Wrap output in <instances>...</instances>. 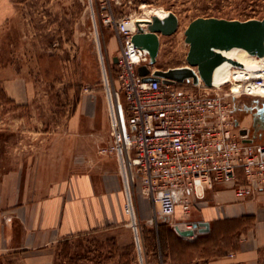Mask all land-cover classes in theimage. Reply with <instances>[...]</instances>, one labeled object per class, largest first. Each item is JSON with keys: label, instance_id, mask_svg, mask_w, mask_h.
<instances>
[{"label": "rangeland", "instance_id": "374dc122", "mask_svg": "<svg viewBox=\"0 0 264 264\" xmlns=\"http://www.w3.org/2000/svg\"><path fill=\"white\" fill-rule=\"evenodd\" d=\"M12 1L15 15L7 26L6 35L0 36V70L5 74L10 69L8 76L5 75L6 80L18 79L23 82L27 92L23 100H27V103L24 101L23 105L17 106L9 99L2 88L3 79L0 78L1 168L4 160L13 165L17 160L27 162V158H34L48 144L49 138L54 137L59 145H78L76 139L68 134L71 115L84 96L105 98L106 77L99 60L97 40L103 47L101 58L105 57L109 80L112 86L119 88L120 67L113 58L122 55L121 38L103 23L107 8L110 7L119 19L143 14L144 10L138 9L142 4L149 8L161 7L178 16L177 33L162 36L161 51L153 66L155 70L189 64L190 42L187 32L195 26L211 20L264 18V0ZM96 22L98 31L95 29ZM3 74L0 73V76ZM239 84L238 91L241 93L245 82ZM243 98L249 100L252 96L245 91L235 104ZM242 116L238 120L245 117ZM250 119L247 117L243 125L249 126ZM105 142L100 145L99 152L107 146L108 142ZM257 142L264 145L260 139ZM62 151L64 149L61 146ZM74 171L78 170L61 169V177ZM141 197L138 191L136 202L141 248L136 243L137 234L124 204L125 221L120 224L111 225L97 233L63 239L49 247L47 259L1 250L0 264H117L125 258L129 264H216L215 258L219 257V252H224L223 248L193 251L189 258L184 257L180 263H175L170 257L163 260L161 252L158 254L160 243L155 235L158 227L149 221L154 214L148 219L142 216L139 211ZM150 204L154 211L152 202ZM227 254L230 259L235 258L234 252ZM256 264H264V249L259 251Z\"/></svg>", "mask_w": 264, "mask_h": 264}, {"label": "built area", "instance_id": "2783aa9c", "mask_svg": "<svg viewBox=\"0 0 264 264\" xmlns=\"http://www.w3.org/2000/svg\"><path fill=\"white\" fill-rule=\"evenodd\" d=\"M106 10L103 23L120 36L122 55L117 89L109 80L105 57L101 58L102 44L96 41L106 77L109 121V142L101 153L118 162L125 212L131 217L137 245L138 237L141 241L138 191L154 206L149 221L155 226L160 216L175 217L178 209L189 215L195 202L203 200L216 184H230L239 199L263 191L264 145L253 140L235 114L236 99L243 94L237 95L229 86L207 87L197 67L189 64L182 67L195 71L198 84L193 78L174 84L145 80L138 68L148 64L149 56L132 41L137 22L132 16L117 18L110 7ZM95 29L98 31L97 22ZM131 44L138 62L132 60ZM150 68L151 73L155 71ZM260 71L253 81L264 86V66ZM172 226L178 235L177 228L195 233L183 238L196 237L200 229L209 230V225L194 223L174 222Z\"/></svg>", "mask_w": 264, "mask_h": 264}, {"label": "crops", "instance_id": "0c3cea01", "mask_svg": "<svg viewBox=\"0 0 264 264\" xmlns=\"http://www.w3.org/2000/svg\"><path fill=\"white\" fill-rule=\"evenodd\" d=\"M15 10L12 0H0V36L6 35ZM9 72L0 70L2 88L21 106L27 101L23 100L26 89L18 79L6 80ZM68 134L76 139L77 146L59 145L53 137L27 162L20 159L12 165L4 160L0 167V251L47 259L49 247L63 239L97 233L125 221L118 162L99 152L107 137L109 142L105 98L84 96L69 119ZM64 168L78 171L61 177ZM139 201L142 216L151 218L154 211L150 201L143 196ZM244 216H254L255 222L234 238L221 241L217 247L224 252H219L215 261L256 264L259 251L264 249V191L245 200L237 197L230 184H216L203 200L195 202L189 215L178 210L172 223L208 224L211 230L218 220ZM202 232L197 231V235ZM228 252H234L235 258L231 260Z\"/></svg>", "mask_w": 264, "mask_h": 264}, {"label": "water", "instance_id": "95a60500", "mask_svg": "<svg viewBox=\"0 0 264 264\" xmlns=\"http://www.w3.org/2000/svg\"><path fill=\"white\" fill-rule=\"evenodd\" d=\"M137 31L132 37L136 47L145 51L149 56V62L138 68L139 74L145 76L148 81H162L164 84L182 83L190 78L194 83H199V76L208 87L215 86L216 70L224 63H230L241 69L246 67L238 61L227 58L223 53L233 49L245 50L249 55L264 58V18L242 20L217 21L211 20L202 25L195 26L187 32L190 42L188 63L197 67L199 76L188 67H176L167 70L156 69L151 73V68L160 54V35L171 36L179 28V18L168 11L167 16H151V20L137 22ZM143 25H146L144 27ZM115 63L118 57L113 58ZM245 131L242 132L244 134ZM172 216H160L158 222L172 223ZM203 224H200V226ZM208 227V224H204ZM198 225H195L197 228ZM180 236L191 237L193 231H181ZM204 230H199V232Z\"/></svg>", "mask_w": 264, "mask_h": 264}, {"label": "trees", "instance_id": "16d2710c", "mask_svg": "<svg viewBox=\"0 0 264 264\" xmlns=\"http://www.w3.org/2000/svg\"><path fill=\"white\" fill-rule=\"evenodd\" d=\"M254 222V216L218 220L212 224L211 230L199 233L194 239H186L175 232L172 223L160 221L155 234L160 243L158 254L161 252L160 256L163 260L170 257L175 260V263H180L185 258H189L193 251H208L219 246L221 241L234 238L245 228H250ZM162 263L165 264V262ZM117 264H129V262L125 258Z\"/></svg>", "mask_w": 264, "mask_h": 264}, {"label": "bare ground", "instance_id": "6f19581e", "mask_svg": "<svg viewBox=\"0 0 264 264\" xmlns=\"http://www.w3.org/2000/svg\"><path fill=\"white\" fill-rule=\"evenodd\" d=\"M138 9H140V11L144 10V13L136 16L134 18L135 22L149 21L151 20V16L158 15L160 17H165L168 14V11H166L161 7L149 8L148 5L146 4L140 5ZM143 26L146 27V25ZM129 49H130L129 52L132 56V60L134 62H138L139 55L135 53L136 50L135 46L133 47V45L131 44L129 46ZM223 54L229 59L238 61L246 68L241 69L233 66L230 63H224L216 70L215 85L226 86L229 84H233L234 82V84L230 87L236 92L237 95L239 94L244 95V92L246 91L247 95H250L255 98L264 99V86L259 85L257 84V82L253 81L255 80L254 79L255 77L259 76L261 72L260 70L264 66V58L251 56L245 50H236V49H233L229 52H224ZM240 82H245V87L241 93H239L238 91ZM138 241L140 243V245L139 244L138 245L141 248V241L139 237H138Z\"/></svg>", "mask_w": 264, "mask_h": 264}, {"label": "flooded vegetation", "instance_id": "af4514ba", "mask_svg": "<svg viewBox=\"0 0 264 264\" xmlns=\"http://www.w3.org/2000/svg\"><path fill=\"white\" fill-rule=\"evenodd\" d=\"M235 114L238 117H245L241 120L245 121L247 117H251L250 125L247 128L250 131L254 141L258 139L264 141V99L252 97L249 100L240 99L235 104ZM247 115V116H246ZM240 121V120H238Z\"/></svg>", "mask_w": 264, "mask_h": 264}]
</instances>
